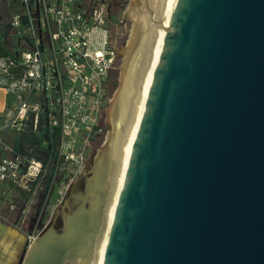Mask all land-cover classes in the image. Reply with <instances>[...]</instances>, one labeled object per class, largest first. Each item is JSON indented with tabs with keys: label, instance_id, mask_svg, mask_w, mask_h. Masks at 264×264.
<instances>
[{
	"label": "water",
	"instance_id": "obj_1",
	"mask_svg": "<svg viewBox=\"0 0 264 264\" xmlns=\"http://www.w3.org/2000/svg\"><path fill=\"white\" fill-rule=\"evenodd\" d=\"M87 187L17 264H71ZM102 264H264V0H177Z\"/></svg>",
	"mask_w": 264,
	"mask_h": 264
},
{
	"label": "built area",
	"instance_id": "obj_2",
	"mask_svg": "<svg viewBox=\"0 0 264 264\" xmlns=\"http://www.w3.org/2000/svg\"><path fill=\"white\" fill-rule=\"evenodd\" d=\"M112 23L103 0H19L11 27L18 30L15 61L25 71L5 84L14 100L0 132L29 135L48 153L3 158L0 182L32 195L40 181L50 179L47 196L55 180L73 179L85 163L102 135V113L110 102L117 61Z\"/></svg>",
	"mask_w": 264,
	"mask_h": 264
},
{
	"label": "bare ground",
	"instance_id": "obj_3",
	"mask_svg": "<svg viewBox=\"0 0 264 264\" xmlns=\"http://www.w3.org/2000/svg\"><path fill=\"white\" fill-rule=\"evenodd\" d=\"M143 1H134L133 6L139 7L142 3L145 9L138 8L133 15L134 28L125 51L121 84L110 111L112 128L106 143L96 156L92 169L94 176L87 187V196L92 198L90 209L84 216L75 218L79 245L76 252L69 253L71 264L103 262L119 195L168 26L163 25L164 30L154 27L150 29L151 18L159 26L157 19H170L174 4L177 3V0Z\"/></svg>",
	"mask_w": 264,
	"mask_h": 264
},
{
	"label": "rangeland",
	"instance_id": "obj_4",
	"mask_svg": "<svg viewBox=\"0 0 264 264\" xmlns=\"http://www.w3.org/2000/svg\"><path fill=\"white\" fill-rule=\"evenodd\" d=\"M133 1L134 0H129L127 4L123 5L119 16H113V25L111 24V30L114 39H116L119 34L121 35V38L117 39L118 43L116 45L118 53L116 69L112 72L109 80L110 102L107 105L105 111L102 113V135L99 138H96V140L94 141L96 142L94 144V147L88 154L85 163L76 172L73 179L55 180L47 196L44 193L45 191L43 192V188L45 185L44 182L46 181V179L40 181L35 187L27 203L26 209L24 211H21V213L17 212V208L15 207H8L7 204L0 205V264H16L17 260L19 259L20 252L25 246V243L29 241V238L33 234L36 240L44 232L52 227L54 228L56 233L60 234L63 231L64 227V214L68 213L69 200L72 201L75 198L79 196L81 197L85 194V190L88 186L89 180L94 176L92 169L95 166L96 156L102 146H104V144L106 143L112 128V112L110 111H112V103L114 102L115 96L120 87L121 70L126 60L125 51L132 34V30L134 28L133 15L138 11V8L141 10L144 8L142 6V3L139 7L133 6L135 4ZM142 2L144 1L142 0ZM174 5L176 6V2ZM117 19H120L122 21L121 26L118 25L116 27L115 23L117 22ZM162 20L163 19L159 18L156 22L161 21L163 25H168L167 23H169L170 19L168 18L164 19L163 21ZM154 21L155 20H153L152 17L150 29H152L153 27L163 29V27L157 26ZM3 73L4 71L0 66L1 92L2 90H4L3 86H5L6 84V82L1 78V74ZM114 83L116 84L115 87L113 85ZM26 184L27 180H21L22 186H25ZM5 198H9L8 200L11 201L12 196L8 193ZM91 199L88 198L89 204L88 202L85 203V209L89 208ZM76 208L77 205H75L71 209V211H74ZM8 232H11V234H8Z\"/></svg>",
	"mask_w": 264,
	"mask_h": 264
},
{
	"label": "trees",
	"instance_id": "obj_5",
	"mask_svg": "<svg viewBox=\"0 0 264 264\" xmlns=\"http://www.w3.org/2000/svg\"><path fill=\"white\" fill-rule=\"evenodd\" d=\"M18 7L19 0H0V63L4 64L2 69L4 73L1 74V78L7 85L19 79L25 71V68L15 61L19 46L16 36L18 30L11 27L12 16ZM113 85L116 86L115 83ZM5 87L6 85L3 86ZM13 100L12 95L7 94L6 109L0 113V126L3 124L5 113L11 109ZM0 134L4 137V145L0 147V161L15 155L39 158L41 152L48 153V150L38 148L37 141L29 135L17 134L8 130H3ZM5 146H8L7 149L4 148ZM50 183V179L44 182L45 194ZM8 193L12 196L11 201L5 198ZM30 197L31 192L23 190L17 184L11 181L0 182V205L7 204L8 207H15L16 211L21 213L26 209Z\"/></svg>",
	"mask_w": 264,
	"mask_h": 264
},
{
	"label": "flooded vegetation",
	"instance_id": "obj_6",
	"mask_svg": "<svg viewBox=\"0 0 264 264\" xmlns=\"http://www.w3.org/2000/svg\"><path fill=\"white\" fill-rule=\"evenodd\" d=\"M104 2H105V4L107 5V8H108V11H109V13H110V16H111V18H113V16L114 17H116V16H119V14H120V11H121V9L123 8V5L124 4H127L128 2H129V0H103ZM135 2H137L138 0H134ZM133 1V2H134ZM122 13V12H121ZM117 22L115 23L116 24V27L118 26V25H122V21L121 20H116ZM119 38H121V35L119 34L118 36H117V38L116 39H114V43H113V45H114V47H115V50H116V54H117V58H118V53H117V48H116V45H117V43H118V41H117V39H119ZM31 244V243H30ZM29 244V241L27 242V243H25V246L23 247V249H22V251L20 252V255H19V257L21 256V254H22V252H23V250L27 247V245H30ZM17 262H18V260H17ZM17 264V263H16Z\"/></svg>",
	"mask_w": 264,
	"mask_h": 264
},
{
	"label": "crops",
	"instance_id": "obj_7",
	"mask_svg": "<svg viewBox=\"0 0 264 264\" xmlns=\"http://www.w3.org/2000/svg\"><path fill=\"white\" fill-rule=\"evenodd\" d=\"M118 20H120V19H118ZM112 21H113V18H112ZM6 96H7V94H6L5 90H2V92L0 90V113L4 112L6 109Z\"/></svg>",
	"mask_w": 264,
	"mask_h": 264
}]
</instances>
